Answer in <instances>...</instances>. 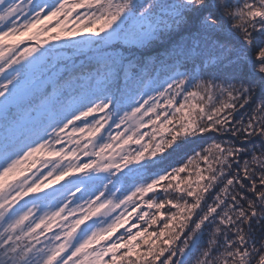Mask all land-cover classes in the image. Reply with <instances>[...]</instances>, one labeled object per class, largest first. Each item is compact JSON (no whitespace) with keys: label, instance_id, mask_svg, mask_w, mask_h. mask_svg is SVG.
I'll list each match as a JSON object with an SVG mask.
<instances>
[{"label":"snow or ice","instance_id":"1","mask_svg":"<svg viewBox=\"0 0 264 264\" xmlns=\"http://www.w3.org/2000/svg\"><path fill=\"white\" fill-rule=\"evenodd\" d=\"M0 264H264V0H0Z\"/></svg>","mask_w":264,"mask_h":264},{"label":"trees","instance_id":"2","mask_svg":"<svg viewBox=\"0 0 264 264\" xmlns=\"http://www.w3.org/2000/svg\"><path fill=\"white\" fill-rule=\"evenodd\" d=\"M52 23H54V21H53ZM50 26H51V25H50ZM82 35H89V34H88V33H83ZM63 39H64V38H62V41H61V42H63ZM31 43H33V42H32V41H26V44H28V45H30ZM49 43H56V42H55V41H49ZM24 46H25V45H21V47H24ZM44 46L47 47L48 45H44ZM162 52H163V49L160 48V49L153 50L150 54L153 55V56H156V55H158V54H162ZM146 54H148V53H146ZM96 115H102V114H96ZM88 119L91 120L92 117H89ZM121 130H123V129L121 128ZM111 131L113 132V134H115L116 129H115L114 126H113V128L111 129ZM145 131H147V129H145ZM68 146H70V145L65 144V147H68ZM82 159H83V160H86L87 158H86V157H82ZM181 175H183V174H181ZM64 182H65V181H62L61 183H64ZM157 191H158V192H159V191H162V189L158 188ZM149 211L154 212L155 209H152V210H149ZM161 211L166 212V211H167V206L165 207V209H161ZM132 222H135V215L133 216L132 221H130L129 223H132ZM156 228H157V225H153V226H152V229H150V231H151V230H155ZM120 231H123V229H121ZM134 231H135V229H134Z\"/></svg>","mask_w":264,"mask_h":264},{"label":"rangeland","instance_id":"3","mask_svg":"<svg viewBox=\"0 0 264 264\" xmlns=\"http://www.w3.org/2000/svg\"><path fill=\"white\" fill-rule=\"evenodd\" d=\"M105 128L107 129V125L105 126Z\"/></svg>","mask_w":264,"mask_h":264}]
</instances>
